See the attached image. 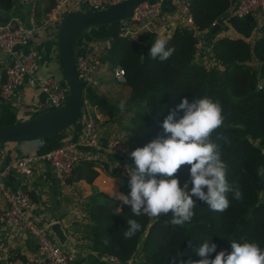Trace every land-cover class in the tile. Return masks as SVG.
Segmentation results:
<instances>
[{
  "label": "trees",
  "instance_id": "trees-1",
  "mask_svg": "<svg viewBox=\"0 0 264 264\" xmlns=\"http://www.w3.org/2000/svg\"><path fill=\"white\" fill-rule=\"evenodd\" d=\"M15 1L0 0V7L10 10ZM49 1L53 8L56 0ZM189 1L195 28L178 27L166 38L168 46L176 49L167 61L153 60L149 56L152 43L160 36L154 31H144L137 39L123 35L122 31L115 33L112 47L102 61L118 64L125 70V84L131 88L125 107H135L128 136L132 151L163 135V119L184 97L191 102L196 96L206 95L218 101L225 116V123L218 131L228 137L230 143L225 144L216 134L212 140L222 146L228 181L240 187L243 199L235 200L229 193L230 207L216 212L211 211L206 202L193 197L196 203L193 220L183 227H173L166 224L171 214L161 215L159 219L135 217L130 207L119 200L100 195L87 206L93 246L99 254L122 262L130 260L141 245L148 264H173L174 258L179 264L178 251L186 253L184 260L189 257L199 260L194 249L205 240L215 243L217 252H230L231 239L256 242L264 249V178L257 174V169L264 167V81H259V68L253 64L254 61L264 62V29L251 41L257 27L256 17L230 18L239 36H225L212 42L208 55L215 64L206 66L197 60L199 38L195 31L209 30L215 22L223 24L229 17L230 1ZM208 33L211 35L210 31ZM81 88L83 99L102 108L110 117L120 111L119 104L112 105L100 98L95 88L84 90L83 85ZM182 114L177 112L178 117ZM16 123L14 108L1 102L0 126ZM189 168L182 166L178 172L181 187L191 179ZM73 174L93 182L98 175L96 163L82 159ZM129 191L126 180L121 192L128 194ZM116 208H122L119 215L114 214ZM129 218L136 219L142 228L131 239H125L123 232ZM105 240L108 243H104Z\"/></svg>",
  "mask_w": 264,
  "mask_h": 264
},
{
  "label": "crops",
  "instance_id": "crops-1",
  "mask_svg": "<svg viewBox=\"0 0 264 264\" xmlns=\"http://www.w3.org/2000/svg\"><path fill=\"white\" fill-rule=\"evenodd\" d=\"M70 3L71 5L56 17L51 15L50 9L52 8H50L49 0H16L10 10H3L0 7V25L12 17H18L26 25L34 27L33 43L39 51L37 68L27 74L24 84L15 98L16 104L11 105L15 110L18 122L26 121L41 112L39 104L45 96L39 85L42 79L54 76L61 83L66 84L57 46L58 27L61 17L84 11L83 9L86 8L79 0H70ZM255 17L257 27L251 41L259 37L264 29V9ZM160 24L170 30L171 36L178 27L186 26V16L182 11L168 6L165 8ZM122 29L123 22L87 29L79 42L85 47L81 51L83 53L91 51L96 42L111 37L115 33L121 32ZM209 31L211 35H209ZM131 34L133 38L137 39L140 30L134 27L131 29ZM197 36L198 44L202 47L197 55V60L203 61L210 60L208 54L211 52L212 42L225 36L238 37L239 34L229 21L223 20L217 33L213 34L210 29H207L199 31ZM11 62H13V56L5 55L0 51V81L4 79L5 66ZM116 66L118 64L103 61L96 72V78L100 84L95 88L97 95L112 105H118L121 101L127 102L131 95V88L125 83L120 84L114 78L113 72ZM259 81L262 83L264 80ZM88 105L98 117L103 132L100 149L81 148L85 156L90 155L87 159L96 163L98 175L93 182L77 178L76 174H72L64 183L55 177L48 162L38 163L33 176L25 178L13 172L5 181L14 191L25 190L29 193L31 198L29 211L40 225L48 226L51 229L52 224L56 222L62 224L67 236L64 247L73 254L71 264H148L143 255L142 245L135 255L126 262L119 260L116 262L109 255H101L93 246L90 228L92 221L89 218L87 206L89 202L99 198L102 194L115 199L116 193H122L121 186L127 178L120 168L119 156L107 149L106 144L111 137L127 139L135 107H125L123 111L120 110L114 117H110L102 108L90 101ZM79 131L80 123L77 122L60 134L37 140L1 144L0 169L23 155H39L63 143L76 142L79 140ZM6 208L7 205L0 194V214ZM1 228L0 264H8L10 260L17 258L30 260L38 255L37 244L27 232H20L9 225H1Z\"/></svg>",
  "mask_w": 264,
  "mask_h": 264
},
{
  "label": "built area",
  "instance_id": "built-area-1",
  "mask_svg": "<svg viewBox=\"0 0 264 264\" xmlns=\"http://www.w3.org/2000/svg\"><path fill=\"white\" fill-rule=\"evenodd\" d=\"M124 1L126 0H79L82 5L86 6L84 11L103 10ZM229 1V17L224 19L226 22L232 17L255 16L264 9V0ZM189 4V0H149L144 2L135 8L132 17L124 22L122 34L130 35L131 29L135 27L141 33L154 31L160 36L168 38L170 30L165 25L160 24L165 8L168 6L182 11L186 16V26L195 28ZM70 5V0H57L50 11L51 15L60 16ZM217 24L216 22L213 23L212 28ZM198 32L195 31L196 35ZM33 34L34 27L26 25L18 17H12L0 25V51L5 55L13 56V62L5 66L4 79L0 81V103L16 104L15 98L20 92L27 74L38 66L39 51L33 43ZM112 42V36L102 39L96 42L91 51L84 53L81 49L85 47L82 43H78L76 71L84 90L88 87H99L96 72L103 62L102 57L111 49ZM113 76L119 83L126 82L125 70L120 65L115 67ZM39 85L45 94L39 104L41 111L63 106L69 100L70 90L67 83H61L54 76L42 79ZM259 86L261 87L262 84L259 83ZM88 102L87 99H83L78 141L63 143L39 155H23L0 169V194L7 205L6 210L0 214V243L2 242L1 225H9L20 232H27L35 240L38 252V255L33 259L17 258L10 260L8 264H71L73 262V254L59 243L51 229L48 226L40 225L31 215L29 193L25 190L14 191L5 180L13 172L25 178L33 176L38 163L48 162L55 177L65 183L72 176L80 161L90 157V155L85 156L81 148L95 150L102 147L103 132L101 125ZM106 148L119 156L120 168L127 178L125 165L133 164L130 157L132 148L128 139L111 137L107 141ZM111 258L116 262L119 260L113 256Z\"/></svg>",
  "mask_w": 264,
  "mask_h": 264
},
{
  "label": "clouds",
  "instance_id": "clouds-1",
  "mask_svg": "<svg viewBox=\"0 0 264 264\" xmlns=\"http://www.w3.org/2000/svg\"><path fill=\"white\" fill-rule=\"evenodd\" d=\"M166 38L158 36L150 49L153 60L167 61L176 51L169 47ZM126 101L119 108L125 109ZM177 112L183 114L179 117ZM225 123L222 105L208 96H196L191 102L184 97L175 109L163 119V135L157 136L145 146L130 153L133 164L125 165L130 191L116 193L115 199L130 207L135 217L147 216L159 219L170 215L166 224L183 227L195 216L196 203L193 197L206 202L211 211L224 212L230 207L228 194L235 200H242L243 193L238 185L229 183L228 166L222 159V146L213 142L214 134L229 144L228 137L218 130ZM134 165V166H133ZM190 166L191 179L183 184L178 178L182 166ZM264 178V167L257 169ZM207 189V191H205ZM122 208H116L119 215ZM125 239H131L142 225L129 218ZM104 243H108L107 240ZM191 248V242L188 244ZM217 245L205 240L194 249L199 260L177 252L179 264H264V249L256 242L231 239V251L220 250ZM215 254L214 258H211ZM176 264V258L173 259Z\"/></svg>",
  "mask_w": 264,
  "mask_h": 264
},
{
  "label": "water",
  "instance_id": "water-1",
  "mask_svg": "<svg viewBox=\"0 0 264 264\" xmlns=\"http://www.w3.org/2000/svg\"><path fill=\"white\" fill-rule=\"evenodd\" d=\"M149 0H126L121 4L103 10L78 11L64 16L57 31V46L60 53L61 68L70 90L69 100L60 107L36 113L26 121L13 125L0 126V145L9 142H21L42 139L66 131L79 122L82 116L83 92L76 71L77 46L84 32L95 26L122 23L132 17L134 9ZM221 24L211 29L217 33ZM264 80V62L258 75ZM51 231L61 245H65L67 236L60 222L52 224Z\"/></svg>",
  "mask_w": 264,
  "mask_h": 264
},
{
  "label": "rangeland",
  "instance_id": "rangeland-1",
  "mask_svg": "<svg viewBox=\"0 0 264 264\" xmlns=\"http://www.w3.org/2000/svg\"><path fill=\"white\" fill-rule=\"evenodd\" d=\"M83 10H85V9H83ZM87 10V9H86ZM140 34H141V32H140ZM132 34H130V36H131ZM202 50V47H201V45L200 44H198V53H200V51ZM197 53V55H199ZM204 59V58H203ZM202 59V60H203ZM206 66H212L213 64H215V61H213V60H203L202 61ZM253 64L257 67V68H259V70H260V68H261V64H259L257 61H254L253 62ZM67 83V82H66ZM118 84V83H117ZM121 84V83H120ZM129 132V131H128ZM129 136V135H128ZM128 136H126V138L128 139ZM126 180H128V179H126ZM65 248V247H64Z\"/></svg>",
  "mask_w": 264,
  "mask_h": 264
}]
</instances>
